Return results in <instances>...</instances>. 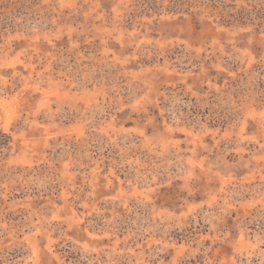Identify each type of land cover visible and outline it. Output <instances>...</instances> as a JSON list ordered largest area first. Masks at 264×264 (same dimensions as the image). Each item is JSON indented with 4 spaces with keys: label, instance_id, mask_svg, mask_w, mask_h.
Segmentation results:
<instances>
[{
    "label": "rangeland",
    "instance_id": "obj_1",
    "mask_svg": "<svg viewBox=\"0 0 264 264\" xmlns=\"http://www.w3.org/2000/svg\"><path fill=\"white\" fill-rule=\"evenodd\" d=\"M0 264H264V0H0Z\"/></svg>",
    "mask_w": 264,
    "mask_h": 264
}]
</instances>
